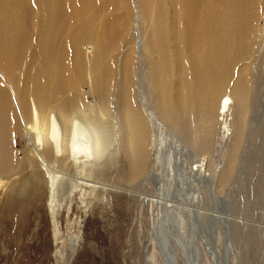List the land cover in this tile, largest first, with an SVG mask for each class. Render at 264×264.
Wrapping results in <instances>:
<instances>
[{
  "label": "rangeland",
  "instance_id": "374dc122",
  "mask_svg": "<svg viewBox=\"0 0 264 264\" xmlns=\"http://www.w3.org/2000/svg\"><path fill=\"white\" fill-rule=\"evenodd\" d=\"M238 1V23L227 29L236 15L233 0H201L196 24L204 28L196 38L184 39L186 22L178 0H0V99L8 104V110L0 105V264H165L155 234L161 208L142 194H153L149 175H157L155 155L162 152L168 160L167 144L159 145L173 130L149 113L159 117L165 106L182 105L189 93L202 101L214 90L233 88L236 81L249 88L256 82L258 88L248 100L239 147L238 136L232 135L240 118L236 109L228 112L233 132L227 137L220 132L221 116L214 117L212 151L205 156L220 172L201 193V207L213 209L215 198L216 210L223 203L225 211L218 213L224 219L210 227V218L201 216L198 235L215 247L220 264H264V64H258L264 0ZM220 27L226 43L216 36ZM214 50L225 63L219 64L217 77L212 74ZM250 62L261 71L255 79ZM205 67L212 69L211 82L202 75ZM201 87L206 90L198 92ZM30 99L43 116L50 110L70 116L100 109L113 117L122 140L129 113L145 131L139 140L143 172L130 173L124 142L118 165L103 167L101 180L118 190L66 188L54 211L44 164L32 155L23 133ZM176 135L199 158V149ZM187 229L181 231L185 240L191 238ZM175 256L176 264H187L180 247ZM206 258L201 255V264L208 263Z\"/></svg>",
  "mask_w": 264,
  "mask_h": 264
},
{
  "label": "bare ground",
  "instance_id": "6f19581e",
  "mask_svg": "<svg viewBox=\"0 0 264 264\" xmlns=\"http://www.w3.org/2000/svg\"><path fill=\"white\" fill-rule=\"evenodd\" d=\"M178 2L182 18L186 22V26L183 28V38L185 39L191 34L193 38H196L201 33V27L204 28L203 24H196L199 18L198 9L201 0H178ZM233 4L236 15L228 21L227 29L228 27L234 28L238 23L237 15L240 12L241 4L238 0H233ZM136 30L137 28L135 32ZM135 34L136 39L140 41L139 34L137 32ZM216 36L226 43L221 27L216 30ZM258 43L260 49L263 50L259 54L258 64H264V28L260 31ZM76 45L77 42L74 40V52L78 51ZM82 47H85L87 51H89V48L91 49L86 44H82ZM140 50L141 47L139 46L136 49L137 54L140 53ZM217 53V50L210 52L212 62H214L213 71L209 67L203 69L202 75L207 76L209 82L212 81L211 71L217 77L220 72L219 64H225L224 58L217 59ZM223 54V51L219 52L220 57ZM187 63L186 59L182 60L183 66H186ZM248 65L251 71L254 72L252 78H257L261 71L257 67L252 68L251 62ZM243 77L245 80L246 76ZM246 85L244 81H236L233 88L214 90L211 94L205 95L202 101L197 100L193 93H189V96L179 107L169 108L165 106V111L160 113L159 117L153 111L149 113L150 117L156 116L158 123L162 122L167 126L170 125L173 130L164 135L165 139L159 145V147H162L167 144L168 149L164 151L168 156V160L166 161L161 156L162 152L157 151L155 155L154 162L155 165L158 163L159 167L156 166L152 170L157 171V175H154L153 172L149 175V180L153 186V194H142L148 203L161 208V213L156 219L155 234L164 250L163 257L167 259L163 261L165 264H176L175 255L178 247L185 253L187 264H201L200 257L203 254L208 258H206L207 264H220L217 260L215 247H212L203 236L198 235L200 233L198 228L202 226L201 216L206 215L208 219L210 218V220H207V225L210 227L215 226L218 220L224 219V216L219 215L220 212L224 211L216 210L218 200L215 198L212 197L213 209L209 208L207 209L209 211H204L201 207V193L205 192L207 187H212L211 176L217 171L220 172L219 166L215 167L211 163L209 164L205 154H209L210 146H212L210 143L213 136L212 128L214 127L213 120L215 116H221L219 124L222 137L232 134L233 131L231 132L228 122V112L232 107L240 115L236 125L238 129L232 134L234 138L238 136L236 141L239 147L240 139L245 131L243 116L246 115L248 100L252 93L257 92L258 88L256 82H252L251 88ZM206 87H201L198 92H204ZM0 105L3 106L4 110H8V104L7 102L4 103L3 98L0 99ZM146 107L147 109L151 108L149 105H146ZM201 116L203 120H196ZM27 117L29 122H23V133L33 146L32 155L38 156L44 164L50 194L49 201L54 211L61 207V198L64 197L62 195L66 188L70 191L75 189L80 191L92 189L99 192L118 190L117 186L101 180H104L103 167L108 165L111 168L115 167L119 151L122 149L124 142L130 153V173L138 176L144 170L142 165L143 154L139 148V140L145 132L143 131L144 127L142 124L137 123L129 113L124 119L126 120L125 140H122L121 135L116 131L117 127L113 117L106 115L100 109L92 108L89 112L78 110L70 116L50 110L43 116L37 110L33 99H30ZM3 121H0V124ZM186 131L189 133L185 136ZM176 133L185 136V139L190 140V143H193L199 149V158L197 154H190L188 146L182 142V139ZM42 149H44V154L49 162L45 160V156L41 152ZM222 178H220L221 183H225L227 179ZM1 184L2 181H0ZM186 226H188V229L185 231H188L191 236L189 240L182 237L183 233L181 231ZM169 230L172 231V235ZM212 242L214 243V240ZM223 250L222 255L224 258L228 251L227 243H225ZM221 264H225V261L223 260Z\"/></svg>",
  "mask_w": 264,
  "mask_h": 264
},
{
  "label": "water",
  "instance_id": "95a60500",
  "mask_svg": "<svg viewBox=\"0 0 264 264\" xmlns=\"http://www.w3.org/2000/svg\"><path fill=\"white\" fill-rule=\"evenodd\" d=\"M221 205H222V206H221V207H219V209H218V210H219V211H225V210H224L223 203H221Z\"/></svg>",
  "mask_w": 264,
  "mask_h": 264
}]
</instances>
